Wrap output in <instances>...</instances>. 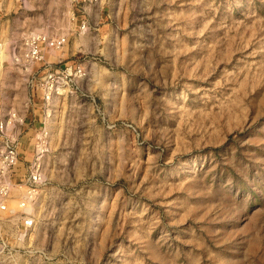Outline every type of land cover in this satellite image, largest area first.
<instances>
[{
  "label": "rangeland",
  "instance_id": "374dc122",
  "mask_svg": "<svg viewBox=\"0 0 264 264\" xmlns=\"http://www.w3.org/2000/svg\"><path fill=\"white\" fill-rule=\"evenodd\" d=\"M33 7L0 0V114L30 95V30L71 33L57 54L87 78L39 125L35 223L4 264H264V0H103L83 35Z\"/></svg>",
  "mask_w": 264,
  "mask_h": 264
},
{
  "label": "built area",
  "instance_id": "2783aa9c",
  "mask_svg": "<svg viewBox=\"0 0 264 264\" xmlns=\"http://www.w3.org/2000/svg\"><path fill=\"white\" fill-rule=\"evenodd\" d=\"M102 1L15 0V3L18 10L29 11L33 15L42 11L33 7L38 2H56L66 6L65 13L60 10V17L73 24L77 34L83 35L90 32L93 11ZM55 15L59 18L58 14ZM45 29L30 30L22 35L21 53L11 50V61L21 64L24 69L30 95L23 111L10 107L0 114V264L6 263L14 252L8 238L23 240L35 223L28 208L35 206L45 181L41 158L47 150V135L40 131L39 125L51 116V105L56 99L75 93L87 78L86 68L81 62L63 63L57 54L68 45L72 34L56 27L47 26ZM48 29L52 31L48 32ZM3 63L4 49L0 44V67ZM37 100L40 103L38 113L35 112ZM21 137L31 142L29 161L24 160L25 154L20 150ZM20 166L25 171L18 174L16 169ZM11 201L16 202V208H9Z\"/></svg>",
  "mask_w": 264,
  "mask_h": 264
},
{
  "label": "crops",
  "instance_id": "0c3cea01",
  "mask_svg": "<svg viewBox=\"0 0 264 264\" xmlns=\"http://www.w3.org/2000/svg\"><path fill=\"white\" fill-rule=\"evenodd\" d=\"M28 121V120H27ZM29 123H30V121H29ZM20 146H21V152L22 153H24V154H27V152H29V149H30V147H31V142L26 138V137H21L20 138ZM26 145V146H25ZM23 146H25L26 148H28V151L26 150V148L25 147H23ZM24 148H25V150H24ZM25 171V169L23 168V166H20V167H18L17 169H16V172L18 173V174H21V173H23Z\"/></svg>",
  "mask_w": 264,
  "mask_h": 264
},
{
  "label": "bare ground",
  "instance_id": "6f19581e",
  "mask_svg": "<svg viewBox=\"0 0 264 264\" xmlns=\"http://www.w3.org/2000/svg\"><path fill=\"white\" fill-rule=\"evenodd\" d=\"M47 129V128H46ZM47 133V132H46ZM49 134V133H48ZM50 136V135H49ZM49 139H51V138H49ZM43 171V170H42ZM10 204V203H9ZM37 204V203H36ZM32 208L33 207H30V208H28L29 210L28 211H32Z\"/></svg>",
  "mask_w": 264,
  "mask_h": 264
}]
</instances>
